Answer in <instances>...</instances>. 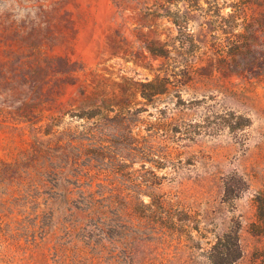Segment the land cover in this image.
<instances>
[{"label": "rangeland", "instance_id": "rangeland-1", "mask_svg": "<svg viewBox=\"0 0 264 264\" xmlns=\"http://www.w3.org/2000/svg\"><path fill=\"white\" fill-rule=\"evenodd\" d=\"M235 1L0 0V264H213L235 242L249 264L264 249L248 231L264 74L216 61V8ZM49 58L68 65L54 75Z\"/></svg>", "mask_w": 264, "mask_h": 264}, {"label": "trees", "instance_id": "trees-1", "mask_svg": "<svg viewBox=\"0 0 264 264\" xmlns=\"http://www.w3.org/2000/svg\"><path fill=\"white\" fill-rule=\"evenodd\" d=\"M191 1L195 3L197 0ZM248 5L263 7L264 0H236L231 5L232 11L226 17L220 16V11L216 8L217 16L221 19L218 29L224 36L222 45L224 55L218 54L220 58L216 61L220 70L225 69L246 78H256L264 74V12L247 20L243 13ZM172 21L179 32L181 23L187 22L186 18L178 14L172 17ZM238 28H241L242 32L235 34L234 31ZM46 63L54 75L60 72L61 67L68 65L62 58H49ZM254 205L256 220L249 225L248 231L254 237L264 238V193L254 197ZM219 253L223 258L213 261V264H233L242 256L238 242L233 243L231 247L224 245L223 252ZM249 264H264V249L257 250Z\"/></svg>", "mask_w": 264, "mask_h": 264}]
</instances>
